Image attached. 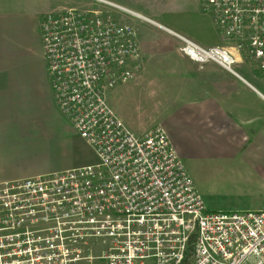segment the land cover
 Segmentation results:
<instances>
[{"label": "built area", "instance_id": "obj_1", "mask_svg": "<svg viewBox=\"0 0 264 264\" xmlns=\"http://www.w3.org/2000/svg\"><path fill=\"white\" fill-rule=\"evenodd\" d=\"M87 1L44 16L40 36L55 104L97 161L0 183V264H264V209L209 211L166 132L133 134L107 102L141 69L127 20L151 21ZM201 9L239 43L180 37L184 56L230 73L243 54L264 63V0H201Z\"/></svg>", "mask_w": 264, "mask_h": 264}, {"label": "crops", "instance_id": "obj_2", "mask_svg": "<svg viewBox=\"0 0 264 264\" xmlns=\"http://www.w3.org/2000/svg\"><path fill=\"white\" fill-rule=\"evenodd\" d=\"M41 2L35 8L26 5L24 10L11 3L0 4V183L92 164L82 162L75 151L78 134L55 104L40 36L41 19L70 6L42 11L49 0ZM76 4L80 7L82 3ZM192 6V20L180 17L166 21L167 25L154 21L166 35L154 54L161 55L165 41L169 39L171 46L174 36L203 48L223 45L210 17L201 13L200 0ZM138 44L142 64L151 51L144 43ZM181 63L179 69L185 70L187 80L191 78L195 97L175 107L162 129L182 163L239 157L264 176V63L248 65L238 58L234 73L213 62ZM183 165L193 180L190 168Z\"/></svg>", "mask_w": 264, "mask_h": 264}, {"label": "rangeland", "instance_id": "obj_3", "mask_svg": "<svg viewBox=\"0 0 264 264\" xmlns=\"http://www.w3.org/2000/svg\"><path fill=\"white\" fill-rule=\"evenodd\" d=\"M42 0H0V4H13L17 9L24 10L26 5L31 8L41 6ZM46 0H44V4ZM127 8L140 16L150 20L147 22L136 18H129L128 23L136 30L138 43H144L150 48L151 54L144 58L141 69L134 74L133 79L118 85L108 95L107 102L126 127L135 135L148 132L152 128H163L162 122L170 115L175 107L185 105V99L193 96L194 85L185 77V70L179 69L180 60H190L181 52L182 44L178 37L164 43L166 50L160 55L154 54L160 47L165 33L159 29L156 22L167 25L165 22L178 20H192L193 3L196 0H107ZM81 9L89 8L87 0H49L42 11H48L54 6L67 5ZM36 5V6H35ZM89 6V7H87ZM201 6V0H200ZM38 8V7H37ZM39 9V8H38ZM201 13L205 14L201 9ZM206 15V14H205ZM208 16V15H207ZM209 17V16H208ZM190 20V21H191ZM168 34V33H167ZM249 34V33H248ZM166 36V35H165ZM249 35L245 36L248 48ZM222 39V38H221ZM179 41V45L176 44ZM191 41V40H190ZM223 47L233 49L239 43L236 40H223ZM178 43V42H177ZM182 45V46H181ZM244 46V45H243ZM243 54V53H242ZM245 64L257 63L241 55ZM146 59V60H145ZM185 61L181 64L184 65ZM233 69H236L235 66ZM188 82L190 86H188ZM75 151L82 158V162L96 161L93 151L79 137L74 138ZM188 165L194 176V185L206 205L215 212L229 213L230 211H260L264 209V176L253 171L251 164L244 163L239 157L226 160L196 158L183 162ZM187 167V166H186ZM189 172V170H188Z\"/></svg>", "mask_w": 264, "mask_h": 264}]
</instances>
